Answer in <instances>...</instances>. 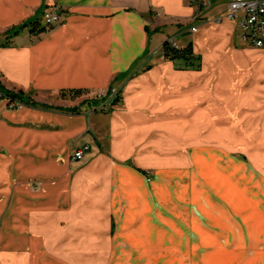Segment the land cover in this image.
I'll list each match as a JSON object with an SVG mask.
<instances>
[{
    "label": "crops",
    "instance_id": "obj_1",
    "mask_svg": "<svg viewBox=\"0 0 264 264\" xmlns=\"http://www.w3.org/2000/svg\"><path fill=\"white\" fill-rule=\"evenodd\" d=\"M57 5L63 18L53 27L37 34L27 25L6 38ZM226 11V0H0V83L36 102L19 108L0 96V213L10 205L0 264H53L42 237L53 250L69 235L63 254L84 245L85 257L115 231L118 204L136 220L150 212L152 190L167 188L148 183L147 169L194 163L199 150L187 144L201 127L226 151L246 141L260 155L264 135L247 125L255 116L264 125V47L237 43ZM172 37L184 40L180 48L192 43L200 67L165 57ZM112 86L120 99L107 111L48 105L61 92ZM84 144L85 157L72 161Z\"/></svg>",
    "mask_w": 264,
    "mask_h": 264
},
{
    "label": "rangeland",
    "instance_id": "obj_2",
    "mask_svg": "<svg viewBox=\"0 0 264 264\" xmlns=\"http://www.w3.org/2000/svg\"><path fill=\"white\" fill-rule=\"evenodd\" d=\"M35 19L44 25V12L40 11ZM5 39L0 32V42ZM236 41L241 43L237 33ZM176 42L180 47L185 43L178 37ZM97 92L80 95L61 92L48 105L67 111L73 108L107 111L117 105L115 99L109 102L98 98ZM118 93L120 97L119 89ZM92 98L102 99L104 103L97 107L84 103ZM105 101L111 104L102 108ZM255 118L247 127L264 135V125ZM200 129L198 141L185 142L193 144L188 147L189 151L199 150L194 154V163L188 165L186 158L187 165L180 166V171L146 170L150 176H147L148 183L168 185L166 188L164 184L165 190H158L161 196L152 190L153 205L149 213H136L138 219L134 220L133 213L126 211L128 206L118 204L117 216L113 217L115 231L110 232L109 239H102L100 245L90 243L92 250L87 254L84 251L85 257L79 252L84 245L63 254L69 235L59 239L53 250L45 248L42 237L40 252L45 254L44 259L54 258L53 264H264V143L260 155L256 156L250 154L246 141L234 142V148L226 151L220 144L223 141L208 139L204 128ZM9 207L0 213V249ZM76 229L72 236L74 244L80 240L81 229ZM25 253L27 249L20 254Z\"/></svg>",
    "mask_w": 264,
    "mask_h": 264
},
{
    "label": "built area",
    "instance_id": "obj_3",
    "mask_svg": "<svg viewBox=\"0 0 264 264\" xmlns=\"http://www.w3.org/2000/svg\"><path fill=\"white\" fill-rule=\"evenodd\" d=\"M191 3L197 4L198 6L203 5L206 7H211L214 0H190ZM227 11L226 16L228 19L232 20L236 24L237 35L240 40L248 46L255 48L264 47V0H226ZM63 12L60 6H55L54 8L48 9L44 12V21L47 28L53 27L55 24L59 23L63 18ZM192 31L197 30V26L191 27ZM170 45L174 48H180L176 42L175 37L168 39ZM118 89L113 88H103L97 92L98 98H103L104 100H114L118 97ZM0 96L2 93L0 91ZM7 98V97H5ZM9 104L11 106H16L22 108L25 106L24 102L10 100ZM110 100V101H111ZM109 101V102H110ZM102 104V108L107 107L108 103L105 101ZM104 103V102H103ZM89 144H84L77 148L71 155L70 159L72 161H79L85 157L87 150H89Z\"/></svg>",
    "mask_w": 264,
    "mask_h": 264
},
{
    "label": "trees",
    "instance_id": "obj_4",
    "mask_svg": "<svg viewBox=\"0 0 264 264\" xmlns=\"http://www.w3.org/2000/svg\"><path fill=\"white\" fill-rule=\"evenodd\" d=\"M27 25H30L32 32L37 33V34L45 32L48 29L45 25H43L40 22V20H35L29 24H24V25H20L17 27H13L11 30L9 29L8 34H7L8 36L6 38L8 39L16 35L20 29H22L23 27ZM162 49H163L165 57L168 59H171V60L181 59L188 67H193V66L200 67L201 65L199 57L194 54L192 43H189L187 46L182 47V48H174L170 45L169 41L166 40L164 41L162 45ZM0 91L2 93L1 97H7L10 100L21 101V102H24L25 105L27 104L36 105V102L33 101L31 96L27 97L23 91L13 92V91L7 90L1 85V83H0ZM74 92L77 95L82 94V90H74ZM119 99L120 97L116 98L114 103H117ZM102 101H103L102 99L97 100L96 98H92L91 100H86L84 103H88L90 106L97 107ZM72 111L80 112L81 110L79 108H73Z\"/></svg>",
    "mask_w": 264,
    "mask_h": 264
}]
</instances>
